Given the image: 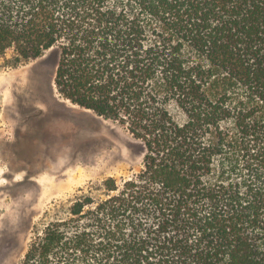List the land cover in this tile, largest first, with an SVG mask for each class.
I'll list each match as a JSON object with an SVG mask.
<instances>
[{
    "label": "trees",
    "instance_id": "1",
    "mask_svg": "<svg viewBox=\"0 0 264 264\" xmlns=\"http://www.w3.org/2000/svg\"><path fill=\"white\" fill-rule=\"evenodd\" d=\"M11 48L146 150L21 264H264V0H0Z\"/></svg>",
    "mask_w": 264,
    "mask_h": 264
},
{
    "label": "rangeland",
    "instance_id": "2",
    "mask_svg": "<svg viewBox=\"0 0 264 264\" xmlns=\"http://www.w3.org/2000/svg\"><path fill=\"white\" fill-rule=\"evenodd\" d=\"M60 52L0 57V264H21L33 239L66 218L85 196L106 197L105 181L139 173L144 143L120 123L62 96L55 77ZM2 231V232H1Z\"/></svg>",
    "mask_w": 264,
    "mask_h": 264
},
{
    "label": "bare ground",
    "instance_id": "3",
    "mask_svg": "<svg viewBox=\"0 0 264 264\" xmlns=\"http://www.w3.org/2000/svg\"><path fill=\"white\" fill-rule=\"evenodd\" d=\"M12 81H14L13 78H7L2 81H0V88L8 86ZM1 224V223H0ZM1 230V229H0ZM2 232V231H1Z\"/></svg>",
    "mask_w": 264,
    "mask_h": 264
}]
</instances>
